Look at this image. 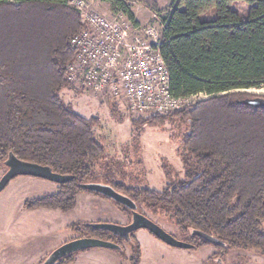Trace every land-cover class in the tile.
Masks as SVG:
<instances>
[{"label": "trees", "instance_id": "obj_1", "mask_svg": "<svg viewBox=\"0 0 264 264\" xmlns=\"http://www.w3.org/2000/svg\"><path fill=\"white\" fill-rule=\"evenodd\" d=\"M107 1L135 21L123 0ZM235 1L250 6L246 16L232 8ZM211 10L215 17L204 19ZM81 28L69 0H0V162L15 154L74 176L53 194L26 200L28 210L73 209L79 192H91L82 184L95 182L105 154L95 133L98 118L77 112L61 94L70 88L66 66L76 57L69 41ZM160 51L174 96L209 95L171 113L189 122L181 149L184 178L162 191L113 187L141 213L140 202L171 211L195 248L214 245L220 261L232 249L264 255V106L245 104L257 95L241 92L264 85V0H171ZM150 115L140 123H158L169 114ZM114 203L132 218V210ZM82 224L87 236L116 242L120 249L128 245L131 264H140L135 232L121 236L86 222L71 226ZM194 230L221 243L210 244ZM76 253L56 264L72 263Z\"/></svg>", "mask_w": 264, "mask_h": 264}, {"label": "rangeland", "instance_id": "obj_2", "mask_svg": "<svg viewBox=\"0 0 264 264\" xmlns=\"http://www.w3.org/2000/svg\"><path fill=\"white\" fill-rule=\"evenodd\" d=\"M86 1L95 11L111 18L123 12L107 0ZM123 1L135 15V21L132 22L135 26L146 28L153 25L157 28L158 34L163 35L164 20L171 12V0ZM231 6L243 16H246L250 8L244 1H235ZM214 17V10L203 15L204 19ZM241 92L264 96V85L259 88L243 89ZM61 94L65 103L77 112L86 117L98 118L95 133L105 148V154L97 163L95 175L91 181L110 186L121 183L127 187H146L162 191L169 184L184 178L181 149L183 137L189 129L187 120L169 114L164 121L143 124L139 120L152 115H137L129 112L108 92L78 87L67 88ZM208 96L207 94L199 96L195 99V103ZM7 169V165L1 161L0 179ZM57 189L58 184L54 182L20 175L14 177L0 192V232H4L5 237L7 231H16L18 227L19 236L17 245L13 242L12 245L4 248V251L9 250L8 253L11 247L13 251L17 249V259H9L6 257L8 253H3L0 264H42L57 247L91 234L87 229L84 230L83 224L73 230L71 224L76 222L125 225L131 221L130 215L114 201L91 192H79L76 206L69 211L50 209L48 217L54 225L50 228L41 225L44 224L41 223L43 217L47 218L42 214L48 209L35 212L30 216L27 211H24L23 204L26 200L53 194ZM139 206L145 215L163 226L178 240L195 241L189 233L178 229L171 211L151 207L142 202ZM18 213H20L19 218L24 213L25 216L15 225ZM24 219L26 221H22ZM28 220H35V222L28 223ZM36 223L40 225L36 226ZM24 224L28 228L23 227ZM45 224H47L46 221ZM134 236L141 247L140 264H264V255L257 250L232 249L220 261L217 259V252L220 250L214 245H204L193 249L176 248L159 240L145 229L136 231ZM97 248L104 251L116 250L119 256L113 260L94 258V264H131L130 250L124 243V249Z\"/></svg>", "mask_w": 264, "mask_h": 264}, {"label": "built area", "instance_id": "obj_3", "mask_svg": "<svg viewBox=\"0 0 264 264\" xmlns=\"http://www.w3.org/2000/svg\"><path fill=\"white\" fill-rule=\"evenodd\" d=\"M82 28L70 38L76 57L66 66L70 88L105 91L137 115L171 114L196 102L199 93L176 97L155 26H135L120 13L111 18L86 0H69ZM133 22V23H132Z\"/></svg>", "mask_w": 264, "mask_h": 264}, {"label": "water", "instance_id": "obj_4", "mask_svg": "<svg viewBox=\"0 0 264 264\" xmlns=\"http://www.w3.org/2000/svg\"><path fill=\"white\" fill-rule=\"evenodd\" d=\"M242 102L253 107L264 106V97L262 95H257L252 98H246ZM6 165L8 169L0 179V192L14 177L20 175L41 178L56 184L67 183L74 177L73 175L54 172L52 168L47 165L21 160L15 154L10 155L6 161ZM82 188L108 197L109 199L132 210V218L128 224L117 225L105 222L91 223V225L95 228L113 232L121 236H129L133 232L145 229L169 246L181 249L195 248V244L178 240L159 223L147 215L139 212L137 210V204L129 196L117 191L113 186L98 182H86L82 184ZM192 234L203 238L210 244L221 243V241L214 235L207 234L199 230H194ZM97 247L112 249L121 248L118 243L103 238L94 236L79 237L57 247L42 264H56L59 259L63 258L67 254Z\"/></svg>", "mask_w": 264, "mask_h": 264}, {"label": "crops", "instance_id": "obj_5", "mask_svg": "<svg viewBox=\"0 0 264 264\" xmlns=\"http://www.w3.org/2000/svg\"><path fill=\"white\" fill-rule=\"evenodd\" d=\"M46 209H48V211H44L42 215L43 216H47V218L45 219L43 217L41 223H44V224H41V225L50 228L51 226H54V225L51 223L52 222L51 218L48 217V215L50 214V211H51L49 208H40V209H36V210H28V209L24 208V211H27L29 213V216H30V215L34 214L35 212L43 211V210H46ZM17 212H18V210H17ZM19 216H20V213H18L17 217L15 218L16 219L15 220V225H17L18 223L21 222L20 220L24 218L25 213H24V215L21 218H19ZM22 221H26V219H24ZM45 221L47 222V224H45ZM27 222L28 223L30 222V223L34 224L35 220H33V221L28 220ZM36 222H38V221H36ZM39 225H40L39 223H36V226H39ZM23 227H27L28 228V226L25 225V224L23 225ZM8 235H10V236L8 237ZM3 237H4V232L2 233V231H1L0 232V258H1V255H2V258H3V253H8L9 252V250L7 251V249H6V251H4L5 246L6 247H7V245L10 246V245L13 244V242H14V245H17V242H18V239H19L18 227H16V231L12 230L10 232H8V231L6 232V235L4 237L5 238L4 243L6 245L3 243ZM7 242H9V243L7 244ZM95 249L96 250H94V248H90V249L79 251L78 253H76V255L74 257V261L72 263H70V264H94V258H97V260L98 259H110V260H113L115 258H118V256H119L118 252L116 253V250L115 251H113V250L104 251V250H100L99 248H95ZM17 255H18L17 249H16V251H13V249L11 247L10 248V253L6 254V257L13 260V258L17 259Z\"/></svg>", "mask_w": 264, "mask_h": 264}]
</instances>
